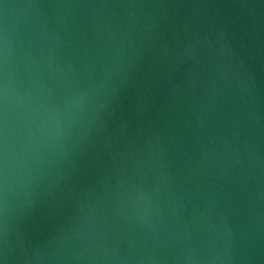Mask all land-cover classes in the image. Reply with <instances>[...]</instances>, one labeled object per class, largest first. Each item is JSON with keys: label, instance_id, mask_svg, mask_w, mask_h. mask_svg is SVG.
Returning <instances> with one entry per match:
<instances>
[{"label": "water", "instance_id": "1", "mask_svg": "<svg viewBox=\"0 0 264 264\" xmlns=\"http://www.w3.org/2000/svg\"><path fill=\"white\" fill-rule=\"evenodd\" d=\"M0 264H264V0H0Z\"/></svg>", "mask_w": 264, "mask_h": 264}]
</instances>
